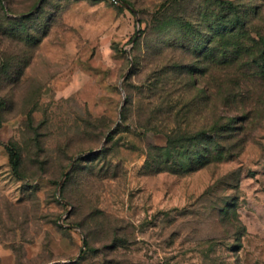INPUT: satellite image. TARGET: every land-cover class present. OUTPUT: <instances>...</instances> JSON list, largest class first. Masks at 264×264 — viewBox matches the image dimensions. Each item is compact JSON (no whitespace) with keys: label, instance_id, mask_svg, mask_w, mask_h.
<instances>
[{"label":"rangeland","instance_id":"rangeland-1","mask_svg":"<svg viewBox=\"0 0 264 264\" xmlns=\"http://www.w3.org/2000/svg\"><path fill=\"white\" fill-rule=\"evenodd\" d=\"M221 1L0 3V264H264V0L239 49Z\"/></svg>","mask_w":264,"mask_h":264},{"label":"trees","instance_id":"trees-1","mask_svg":"<svg viewBox=\"0 0 264 264\" xmlns=\"http://www.w3.org/2000/svg\"><path fill=\"white\" fill-rule=\"evenodd\" d=\"M4 0H0L1 5ZM221 8L225 11V16L219 19V29L218 36H221L222 39L226 41V46H232L235 49L248 46L247 43L239 42L244 33L251 32L249 28V23L246 16L242 15L239 11L237 5L231 0H222L220 2ZM261 8H258L254 11V23L257 19L262 20L263 24L260 28L254 27V58L250 59L251 62H254V83L256 85V91L259 94L264 95V15L261 16ZM212 29L213 28L212 26ZM232 41V42H230ZM212 52L210 58H215V49H209ZM241 60L239 58L234 61ZM227 61L229 59L227 58ZM232 64L234 62H231ZM234 83H239L238 80H232ZM238 81V82H237ZM263 102V98L257 94V97L254 96V110L258 111Z\"/></svg>","mask_w":264,"mask_h":264},{"label":"water","instance_id":"water-1","mask_svg":"<svg viewBox=\"0 0 264 264\" xmlns=\"http://www.w3.org/2000/svg\"><path fill=\"white\" fill-rule=\"evenodd\" d=\"M128 6H130L129 4H127ZM76 163V161L74 162V164ZM66 177V176H65ZM63 182H61V184H62Z\"/></svg>","mask_w":264,"mask_h":264}]
</instances>
